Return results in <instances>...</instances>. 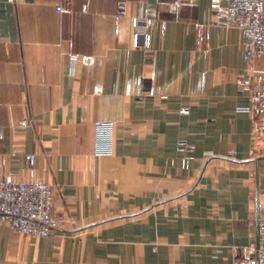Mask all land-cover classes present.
Instances as JSON below:
<instances>
[{"label":"crops","instance_id":"obj_1","mask_svg":"<svg viewBox=\"0 0 264 264\" xmlns=\"http://www.w3.org/2000/svg\"><path fill=\"white\" fill-rule=\"evenodd\" d=\"M211 3L0 0V182L50 183L59 220L0 222V264H232L256 240L264 121L239 110L243 33Z\"/></svg>","mask_w":264,"mask_h":264},{"label":"built area","instance_id":"obj_2","mask_svg":"<svg viewBox=\"0 0 264 264\" xmlns=\"http://www.w3.org/2000/svg\"><path fill=\"white\" fill-rule=\"evenodd\" d=\"M124 13V5L120 6ZM211 9L219 27H238L244 38L247 68L238 77L240 91H250L252 105L240 107L255 118L264 121V74L257 73L256 59L264 54V0H212ZM208 25L197 24L198 46L208 38ZM141 34L144 27H139ZM188 112V109H183ZM23 125L31 120L24 119ZM102 123L98 127L103 129ZM178 150L182 153L184 168H188L194 145L182 140ZM31 175L35 174L36 156L28 155ZM54 189L50 183L0 182V222H7L21 235L48 238L59 229V220L53 212ZM232 264H264V217L258 221V233L254 242L232 247Z\"/></svg>","mask_w":264,"mask_h":264}]
</instances>
